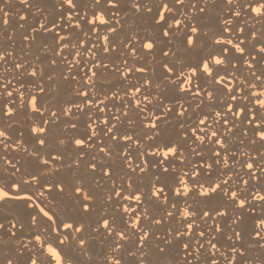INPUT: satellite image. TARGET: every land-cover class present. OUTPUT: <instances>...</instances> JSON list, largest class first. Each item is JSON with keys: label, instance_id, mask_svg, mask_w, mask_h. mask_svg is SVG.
I'll return each instance as SVG.
<instances>
[{"label": "bare ground", "instance_id": "1", "mask_svg": "<svg viewBox=\"0 0 264 264\" xmlns=\"http://www.w3.org/2000/svg\"><path fill=\"white\" fill-rule=\"evenodd\" d=\"M73 2L0 0V264H264V0Z\"/></svg>", "mask_w": 264, "mask_h": 264}, {"label": "snow or ice", "instance_id": "2", "mask_svg": "<svg viewBox=\"0 0 264 264\" xmlns=\"http://www.w3.org/2000/svg\"><path fill=\"white\" fill-rule=\"evenodd\" d=\"M63 3H67L68 5H70L71 7L75 8L76 5L74 4L73 0H62ZM121 2V0H105V4L106 5H111L113 9H115L117 7V5H119ZM177 3H183V0H176ZM95 3H100V0H95ZM141 7L143 5H140ZM165 7H168L167 5H165ZM201 11H203V9H201ZM149 47H151L149 45ZM222 51H226V50H222ZM0 135H3L2 132H0ZM77 192L80 191L79 189L76 190ZM81 205L85 208V210H87V205H84L83 204V201H81ZM205 215H207V213H205ZM158 222V221H157ZM0 227H2V225H0ZM80 229L77 228L76 231H79ZM236 235H239V233L237 232ZM66 238H68L66 236ZM164 243H167V240L164 241ZM185 247L188 248V245L187 243L185 244ZM161 252L165 251V249L161 248L160 249ZM188 254L190 255L191 254V249L189 248L188 249ZM40 255H43V253H40ZM31 264H36V261L35 260H32L31 261ZM186 264H187V261H186Z\"/></svg>", "mask_w": 264, "mask_h": 264}, {"label": "rangeland", "instance_id": "3", "mask_svg": "<svg viewBox=\"0 0 264 264\" xmlns=\"http://www.w3.org/2000/svg\"><path fill=\"white\" fill-rule=\"evenodd\" d=\"M37 1V0H36ZM11 219H14V217H12Z\"/></svg>", "mask_w": 264, "mask_h": 264}]
</instances>
